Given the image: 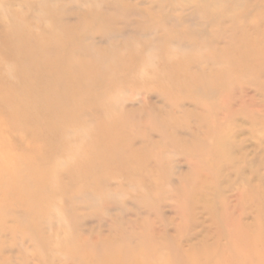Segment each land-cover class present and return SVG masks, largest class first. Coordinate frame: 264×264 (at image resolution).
Wrapping results in <instances>:
<instances>
[{
	"label": "rangeland",
	"instance_id": "1",
	"mask_svg": "<svg viewBox=\"0 0 264 264\" xmlns=\"http://www.w3.org/2000/svg\"><path fill=\"white\" fill-rule=\"evenodd\" d=\"M0 169V264H264V0H0Z\"/></svg>",
	"mask_w": 264,
	"mask_h": 264
},
{
	"label": "bare ground",
	"instance_id": "2",
	"mask_svg": "<svg viewBox=\"0 0 264 264\" xmlns=\"http://www.w3.org/2000/svg\"><path fill=\"white\" fill-rule=\"evenodd\" d=\"M2 129V128H1ZM4 141V140H3ZM3 148V147H2ZM7 152L5 151V149H4V151L3 152H1V156H2V160H3V169H5V170H3V171H5V172H9L10 174H12V175H17L18 174V171H20V170H22L23 169V167L21 166V164L20 163H22V161H23V158H21V161H20V163H18V168L19 169H15V168H13V169H10V158H7ZM27 158H29L30 160H29V166H32V165H34V163H35V161H36V159H35V155H33V153H29L28 155H27ZM33 167V166H32ZM31 168V167H30ZM2 169V168H1ZM0 169V170H1ZM7 169L9 170V171H7ZM26 169V168H25ZM6 174V173H5ZM5 174H3V175H5ZM2 175V176H3Z\"/></svg>",
	"mask_w": 264,
	"mask_h": 264
}]
</instances>
